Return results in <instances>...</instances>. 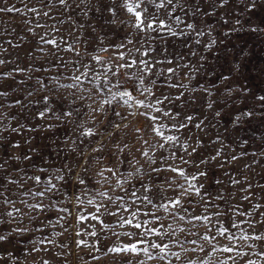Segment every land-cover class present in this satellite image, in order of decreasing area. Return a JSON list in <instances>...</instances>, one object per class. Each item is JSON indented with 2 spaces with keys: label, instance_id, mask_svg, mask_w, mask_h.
<instances>
[{
  "label": "rangeland",
  "instance_id": "obj_1",
  "mask_svg": "<svg viewBox=\"0 0 264 264\" xmlns=\"http://www.w3.org/2000/svg\"><path fill=\"white\" fill-rule=\"evenodd\" d=\"M90 2L91 4H96L97 0H90ZM70 3H73V5L78 4L79 0H70ZM174 6L175 10L172 12V16H168L161 9V18L165 19L176 32L183 31L185 35L170 37L166 31L161 33L162 36L167 38V55L172 63L158 64L157 68L166 69L179 65L177 74L172 76L169 82L183 83L188 88L185 90L161 86L154 88L153 91H155L157 96L166 94L173 97L184 91V98L176 101V106L172 109L174 112L179 111L181 113L177 122L182 121L186 114L194 115L197 118L207 116L208 119L205 123L210 126L206 128L205 132H200L198 129L190 127L187 130L165 129V134L176 135L181 140L191 136L190 143H194L197 137L202 140L204 147L199 149L198 155L185 157L193 160L213 154L217 145H209V140L220 136L225 144L224 154H235L240 158L225 164L223 169L216 166L219 161L213 162L207 167L200 165V170L207 171L208 176L206 178L200 177L196 183H203L205 186L204 190L211 197H215L217 193L223 194L224 201L213 200V203L220 205L221 210L226 211V203L240 204L243 210H248L250 207L249 203L240 200L242 195L240 189L247 187L249 183L253 185L252 192L255 194L253 201H258L264 205V188L258 187L259 185H264V101L257 99L259 96H264V7L248 11L239 3V0H229V3L223 7L220 6V0H198V8L197 0H179V5H177V0H173V5H170L169 9L171 10ZM32 7L41 8V15L36 16L29 12L28 9ZM0 8L20 10L0 12V59L6 61L5 64L0 65V73H12L10 77H0V93H6V95H0V105H2L0 113L5 114L4 119L0 121V127L9 128L8 131L3 132L5 138L0 140V154L10 153L21 157L27 154L31 157L29 160L21 159L14 164L10 161L6 165L8 171L12 174V178L18 176V173L13 168L23 169L29 176L33 174L42 175L39 169L47 168L49 169L48 175L52 176L55 169L62 168L67 163L72 171L59 173L66 177L67 191L71 192L77 174L88 181L90 187L94 188L96 184L93 176L100 165L90 163L89 171L85 173L83 168L78 166L80 158L70 151L72 142L75 141L77 152L83 151L85 155L91 153L93 147L103 143L105 145L103 153H96V155H103V166L105 167H114L118 160H123V155L119 158L108 155L113 150V145L119 142L121 145L128 144L125 154H130L129 159L134 158L139 161L138 165L135 162L132 165L122 164L120 172L126 175L127 172H135V169L142 165L141 173L133 177L130 184L139 187L138 180H145L152 184L153 192H156V186L162 185L163 181L148 179L146 173L150 169L147 158L142 157L138 149L149 150V153L152 154L153 150L149 148V145L154 144L159 138L150 132L149 121L144 116L130 114L131 112L145 110L121 106V104L114 101L111 106L104 105L107 119L98 116L97 120L93 121L90 119L91 110L87 107L88 104H91L92 107H97L100 101L108 96L107 89L112 88V91H116L117 89L113 88L112 85L116 83L117 77H112L111 72H108L107 68H102L94 61H90V58L85 54V48L87 47L88 51H92L91 45L93 43L100 44L101 47H106L113 43H121L129 32H133L132 39L135 41L137 37L131 25L119 22L110 24L107 22L109 15L106 11L102 10L98 14L93 11H87L85 6L73 7L67 10H63L61 6H55L51 9L49 16L45 17L42 13L43 11H48V9L43 8L39 0H0ZM85 11H87V15H85ZM192 13H195V16ZM177 16L180 17L179 21L175 20ZM117 19L127 20L129 17L126 13L120 11ZM236 20H239L240 23L236 24ZM188 23H193L195 29H188L186 27ZM92 27L95 28L94 33L91 31ZM254 27L259 30L253 32L251 29ZM29 28L33 29V31L30 32ZM54 28L58 29V31H53ZM200 31L204 35L197 36L196 32ZM45 33L48 34L46 38L54 37L57 39L58 43H60V49H56L52 45L40 44L39 37ZM96 35L102 36L104 38L103 41H96ZM76 36L80 37L81 40L87 39L89 41L87 46L83 43L74 44V47L80 52L79 56L72 51L64 50L66 45L60 41V38L64 37L67 43H73V37ZM152 36L156 37V39L150 42L145 40L144 46L147 47L151 43L159 49L165 42L161 41L155 32L152 33ZM211 40H215L216 43L211 49H206L205 45ZM8 41H11V43H8ZM139 46V44H134L129 45V48ZM38 47H43L44 51H37ZM4 49L7 51H4ZM191 51H195L196 56L189 55ZM98 54L104 56L107 61H111V50ZM159 59H164V57L159 56ZM75 61H79V63L76 64L74 63ZM86 64H90L91 70L84 67ZM184 64H190V68L183 67ZM18 68L25 69V71H16ZM77 68H79V72L76 71ZM80 72L87 74V79L81 80L80 87L66 89L58 86L60 84L74 83L71 77L74 74L79 75ZM105 73L111 79V83L105 79ZM223 76H227L229 79L221 80ZM38 78L40 82H38ZM118 79L121 82V88L127 87L131 89V83L125 80L122 74ZM41 82L46 85V88H41ZM145 83H147V79ZM157 83L163 85L165 81L160 79ZM201 85L210 89L213 93L211 99L217 101L211 110L206 107L205 94L200 87ZM194 87L198 90L189 97L188 92ZM226 87L233 89L230 95L225 92ZM240 89H250V91L241 93ZM70 93L75 95H70ZM133 95L138 99H144L143 96H140L135 91ZM45 96L50 97V99L45 101L43 99ZM79 96H84L87 99L84 101L77 100L75 104L68 103V101ZM151 99L152 97H149V100ZM17 101L20 103H17ZM46 106L51 108L53 112L47 113L45 118H40L37 114L40 111H44ZM113 109L120 112L125 119L122 120L121 117L113 115ZM245 109L252 111L253 116L250 118L242 116L239 126H236L233 123L234 117ZM69 110L73 111L70 123L61 115L62 112ZM76 110H79V115ZM216 111L221 113L219 117L213 116ZM57 115H61V118L56 119ZM109 120L113 124H120L121 127L116 129L109 126ZM50 124L54 125V127L49 128ZM78 124H82L83 128L77 127ZM125 124L128 125V128H124ZM11 128H19L20 131L12 132ZM87 128H95L98 135L95 137L80 135V132ZM134 128L142 130V139H137L136 134L132 131ZM143 141L148 143L144 144ZM16 142L20 145L18 149L11 147ZM166 148H170L171 152H176L177 157L182 154L179 145H166ZM168 154L156 149V165L153 166H159L162 163L160 156ZM167 163L180 165L186 168L189 174H195L196 172L192 165L180 164L179 159H169ZM105 175H108V173H105ZM167 175L171 176L172 173ZM229 177L239 180L240 184L232 185ZM216 181H221V183L217 184ZM53 182L55 183L56 181L53 180ZM177 182L183 183V180L181 179ZM20 183L24 185L25 189L35 188V190H39L38 187L33 186L30 180L21 179ZM112 183H115L114 179ZM129 186V184L124 185L125 188ZM106 188H109L108 184L100 186V190ZM20 191L17 185H9L7 194L11 199L17 200L24 198L19 195ZM230 193H235V195L232 196ZM109 194L114 197L125 195L126 199L123 203H131V200L127 198V194L120 189L109 190ZM137 194L139 195L140 193L138 192ZM174 195L175 193L170 190L165 191L159 196H153V203H159L163 197H172ZM27 199L29 203L36 202L34 198L27 197ZM164 202H167V200L165 199ZM44 203H49V201L45 199ZM120 203L119 201L116 202V204ZM116 204L111 205L112 211L116 210ZM184 204L188 208L187 213L182 209H175L174 211L179 215L187 216L189 219L186 221L173 220L172 216L165 213L162 209L156 212V215L162 217L161 223L164 225L165 231L168 230V226L171 224L172 228L183 227L190 233L203 234L208 231L209 235H211L215 233L217 228L228 226L227 217L221 218L222 223H217L215 226L209 225L208 228L201 226L202 222H189L191 217L202 213V208L198 205L189 206L187 201ZM60 206L68 207L71 210L72 215L67 217V223L73 225L76 224L75 214L78 210L82 211L87 208L88 212L95 211L94 207L87 205L73 208L72 204L67 201L62 202ZM17 207H20L25 212L29 211L22 204L18 203ZM140 207L141 220L145 219L143 216L144 212L155 210L146 205H141ZM214 210L209 209L210 212ZM259 211L264 212V208ZM123 214L127 215V213ZM32 215L37 214L33 212ZM57 215L58 213L51 211L47 214V217L41 214L37 220L31 222L28 217H25L24 223L19 226L34 229L37 226H43V221L46 218L55 222ZM147 218L151 219V217ZM102 219L106 223L114 222L113 217L104 216ZM212 219L215 221L216 217ZM235 219L240 221L252 218L236 216ZM255 219H260L259 213L255 215ZM90 223H95V230L100 232V224L91 220L79 224L78 227L83 229ZM193 223L196 227L192 226ZM15 226L17 225L13 223L0 224V234L10 232ZM240 229H247V225L240 224ZM256 230L258 232L264 231V224H258ZM52 231H63V228L58 225L55 229L46 228L43 233L33 231L23 235L12 232L9 241L0 242V254H3L4 257L0 259V264H9L8 252L12 253L11 264H40L41 258L50 261V264H128L129 260L132 261V264H136V258L132 257L131 254L101 255L107 247L113 246L114 242L122 245L135 239L125 235L117 238L113 235V232L132 231L127 226L125 228L115 227L101 233L99 243L101 251L100 253H95L96 255H101L99 260H92L89 256V249L78 248L74 243L76 239H88L89 242H92L95 238L84 235L76 237L74 235L75 228H69L68 231L64 232L63 236L59 237L51 236ZM232 231L236 232L237 235L240 234L237 229H232ZM186 234L177 232L175 238L179 239L185 248L194 247V245L185 241ZM46 237L56 240L57 245L67 243V249L47 245L49 251L32 252V241ZM148 239L155 243L168 242V237L166 236L158 237L152 235ZM192 239L198 241L195 247L203 245L205 252H181L182 259L180 260H176L171 256L162 260L156 257L155 253L157 250L150 249L154 259L147 260L144 256H141L140 259H144L145 264H168L169 261H171V264H186V260L183 257H199L203 258L204 264H218L219 259L229 255L219 251L212 253L211 245L206 244L200 236L188 234L187 240L190 241ZM228 243L226 240H219L220 245ZM36 246L45 247L42 244H37ZM170 248L172 251H181L175 245L170 244ZM256 251H259V248L253 249L254 253ZM58 253H64V255H58ZM251 258L253 260L261 259L255 254ZM238 264H244V261L240 260Z\"/></svg>",
  "mask_w": 264,
  "mask_h": 264
},
{
  "label": "snow or ice",
  "instance_id": "obj_2",
  "mask_svg": "<svg viewBox=\"0 0 264 264\" xmlns=\"http://www.w3.org/2000/svg\"><path fill=\"white\" fill-rule=\"evenodd\" d=\"M40 5L43 8H47L48 11H43V16L48 17L51 9L55 6H61L63 10H67L73 7L85 6L87 11H93L96 13H101V11H106L109 15L108 23L116 24L121 23L125 25H131L137 39L134 41L132 39L133 32L127 33L124 41L121 43H113L106 47H101L100 44L93 43L91 45L92 51H88L87 47L85 48V54L90 58V61H94L96 64L100 65L102 68H107L108 72H111L112 77H117L116 83L112 85L113 88H116V91H112V88L107 89L108 96L100 101L97 107H92L91 104H88L87 107L91 110L90 119L96 121L98 116H102L103 119H107V112L104 109V105L111 106L114 101L121 104V106H128L133 109H144L145 111L140 112H131V115H142L146 120L149 121V130L159 139L155 141L154 144L149 145L151 148L152 154L149 153V150L138 149L142 157L147 158V163L149 165V172L146 173L149 180L157 179L162 180V185L156 186V192H153V186L151 183L146 182L145 180H138L139 187L136 185H131L130 181L133 177L138 176L141 173L143 166L137 167L135 172L121 173L120 166L124 163L132 165L139 164L138 160L134 158L129 159L130 154H125V149L128 148V144L125 143L121 145L117 142L113 145V150L108 153L109 156L119 158L123 155V160H118L117 164L114 167H105L103 166V155H96V153H103L105 145L100 143L97 147L91 149V153L85 155V152H77V145L75 141L72 142L71 152L75 153L80 158V163L78 166L83 168V171L87 173L89 171L90 163L100 165L96 172L94 173L93 179L95 180L96 187L92 188L89 186V182L77 174L75 183L72 185L71 192L67 191V185L65 184L66 177L63 174L64 171L71 172L72 169L67 163L63 165L62 168L55 169L54 175L49 176V169L41 168L39 169L42 175L33 174L29 176L27 172L23 169L13 168L14 171L18 173L16 178H12L11 172L8 171L6 165L9 162L23 160H29L31 157L27 154H24L22 157L20 155H12L10 153L0 154V224L4 223H13L17 226L13 227L10 232L5 234H0V242L9 241L12 232L17 233L18 235H23L29 232H41L43 233L46 228L55 229L58 225L63 228V231H52L51 236L59 237L63 236L65 231H68L69 228H75L76 231L74 235L80 237L84 235L86 237L95 238L92 242H89L88 239H76L74 241L75 245L80 248L89 249V256L92 260H99L101 255H120V254H131L132 257L136 258V264H145L144 259H140L141 256L147 258V260L154 259L152 251L150 249L157 250L155 255L160 259H166L171 256L176 260L182 259L181 252H205L203 245H199L198 241L195 239L187 240V235H198L200 238L208 245H211L212 253L217 251L226 253L225 257L218 260V264H238V261L243 260L244 264H264V231L258 232L256 226L258 224H264V212H260L261 208H264V205L260 204L258 201H253V196L255 195L252 192L253 185L249 183L247 187L241 188L240 196L241 201H247L250 205L248 210H243L240 204L226 203V211L221 210L220 205L213 203V200L224 201V196L221 193H217L215 197H211L205 189L203 183L197 184L196 182L200 177H207V171H201L200 165L208 166L213 162L219 161L216 165L218 168L223 169L225 164H229L232 161L238 160V157L235 154L227 155L224 154L225 144L223 139L220 136L215 137L214 139L209 140V145H217L214 149V153L206 157H201L199 159H186L185 157H193L198 155L199 149L204 147V143L198 137L194 143H190L191 136L187 137L184 140H181L180 137L172 134H165V129H189L195 128L200 132H205L206 128L210 125L206 124L208 117L203 116L197 118L194 115H184L183 120L177 122L178 117L181 116L179 111H173L172 109L176 106V101H180L185 96V92L181 91L179 95L175 97L171 95H162L157 96L154 88L157 87H168V88H179L187 90L188 86L183 83H170L171 77L177 74V68L180 67H168L166 69L157 68L158 64H171L172 61L168 58L166 40L167 38L162 36V32H167L170 37L182 36L185 35L183 31L176 32L165 19L161 18L160 10L163 9L168 16H172V12L175 10V6L170 10L169 6L173 5V0H97L96 4H91L90 0H79L78 4L73 5L70 3V0H39ZM229 0H220V6L228 4ZM239 3L243 5L248 11H254L258 7H264V0H239ZM177 5H179V0H177ZM27 7V5H25ZM198 8V0H197ZM11 12V11H20L19 9L14 8H0V12ZM29 12L33 13L36 16L41 15V8L32 7L28 9ZM85 11V15H87ZM122 11L126 13L129 17L127 20H118V13ZM195 16V13H192ZM54 19V17H53ZM175 20L179 21L180 17H175ZM236 24H239L240 21L236 20ZM39 26V25H38ZM83 27V25H81ZM186 27L190 30L195 29L193 23H188ZM253 32L259 30L258 28H252ZM29 31L33 29L29 28ZM53 31H58V29H53ZM91 31L94 33L95 28L92 27ZM155 32L156 36L160 38L161 41L165 43L161 45L159 49L154 47L151 43L144 46V41H152L156 37L152 36V33ZM197 36L204 35L202 31L196 32ZM47 33L39 37V42L42 45H52L56 49H60V43H58L56 38H46ZM103 37L96 35V41H103ZM60 41L65 43L66 47L64 50L72 51L77 56L80 55L78 49L74 47L75 43H83L88 45L89 41L87 39L81 40L80 37H73V43H67L64 40V37L60 38ZM11 43V41H8ZM199 43V41H197ZM215 40L209 41L206 45V49H211ZM139 44V47L129 48V45ZM18 46V45H17ZM143 49V50H142ZM37 51L43 52V47H38ZM111 50L112 58L111 61H107L106 58L98 53L108 52ZM4 51H7L4 49ZM156 54V55H153ZM191 56H196L195 51L189 53ZM159 56H163L164 59H159ZM139 57V58H137ZM182 59V57H180ZM203 59V57H201ZM4 59H0V65L5 64ZM74 63L78 64L79 61ZM86 69L91 70L90 64L84 65ZM183 67L190 68V64H184ZM16 71H25V69H16ZM39 71V69H37ZM79 72V68L76 69ZM123 75V78L131 83V89L127 87L121 88V82L118 79L120 75ZM12 76L11 72L0 73V77H10ZM71 79L74 81L72 84H60L59 87L70 89L80 87V82L82 79H87V74L80 72L79 75H73ZM105 79L111 83V79L105 73ZM147 79V83L145 80ZM163 79L165 83L159 85L158 80ZM229 77L223 76L221 80H227ZM38 82L39 78H38ZM204 92V101L208 110H211L214 105L217 103L216 100L211 99L213 93L210 89L205 88L203 85L200 86ZM41 88H46L41 82ZM198 89L195 87L188 92V96L191 97ZM139 93L140 96H143L144 99H138L133 92ZM232 88H225V92L229 95L232 93ZM241 93L249 92L250 89H240ZM0 95H6V93H0ZM31 95V93H29ZM70 95H75L70 93ZM149 97H152L149 100ZM45 101H48L50 97H43ZM87 99L84 96L75 97L73 100L68 101L70 104H75L77 100L84 101ZM258 100L264 101V96L257 97ZM187 102V101H185ZM17 103H20L17 101ZM2 107V105H0ZM79 115V110H76ZM53 112L49 107H45L44 111H40L37 115L40 118H45L47 113ZM55 115V113H53ZM65 120L69 123L71 122V117L73 116V111H64L61 114ZM61 115H57L56 119H60ZM113 115L125 119L121 116V113L113 109ZM221 113L216 111L213 113L214 117H219ZM5 114L0 113V121L4 119ZM252 117L253 112L248 110H241V112L236 115L233 119V123L236 126H239L241 117ZM195 121V122H194ZM103 122V120H101ZM108 125L119 129L120 124H113L111 120L108 121ZM23 127V126H21ZM54 127V125H49V128ZM77 127L83 128L82 124H78ZM124 128H128V125L125 124ZM8 127H0V140H3V132L8 131ZM12 132H19V128H11ZM132 131L136 134L137 139H142V130L140 128H134ZM80 135L95 137L98 135L95 128L83 129L80 132ZM111 135V134H109ZM144 144H147V141H143ZM246 143V141H245ZM168 146L179 145L182 154L177 157L176 152H171ZM12 148H19L20 145L18 142L11 145ZM159 149L163 152L169 153L168 155H161L160 160L162 163L159 166L156 165L155 150ZM191 149V150H189ZM169 159H179L180 164L182 165H192L196 172L195 174H189L187 169L181 167L180 165H174L167 163ZM247 167V165H246ZM108 173V175H105ZM172 173L171 176L167 175ZM227 174V173H226ZM98 178V179H97ZM21 179L25 181H32L33 186L38 187L39 190L35 188L25 189L24 185L20 183ZM115 180V183H112V180ZM183 180V183H178V180ZM53 180L56 182L54 183ZM229 181L232 185H239L240 181L232 179L229 177ZM217 184H220L221 181H216ZM108 184L109 188L100 190V186ZM129 184L128 188H125L124 185ZM9 185H17L21 190L19 195L21 199H11L7 194ZM166 186V187H165ZM258 187L264 188V185H259ZM120 189L123 193L127 194V198L131 200V203L124 204L126 197L125 195L112 196L109 194V190ZM172 191L175 193L172 197H163L159 203H153V196H159L165 191ZM140 193L139 195L137 193ZM234 196L235 193H230ZM27 197L34 198L35 203H29ZM45 199L49 203H44ZM167 202H164V200ZM64 201H67L72 204L73 208H80L83 205L91 206L95 208V211L88 212L87 208H84L82 211L76 212V224L67 223V217L72 215L71 210L68 207H61L60 204ZM107 201V203H105ZM121 202L116 204V202ZM187 201L189 206L198 205L202 208V213L191 217V221L202 222L201 226L208 228L209 225L215 226L217 223H222L223 217H227L228 226L217 228L215 233L209 235L208 231L203 234L200 233H190L188 230L183 227L172 228V225L169 224L168 230H164V225L161 223L162 217L156 215V212L163 210L165 213L172 216L173 220L179 219L181 221H186L189 218L185 215H179L175 209H182L187 213L188 208L185 207L184 202ZM24 205L29 211L25 212L20 207H17V204ZM116 204V210L112 211L111 205ZM141 205L150 206L155 209L154 211L144 212L143 216L145 219L141 220ZM209 209H215L214 211H209ZM103 210V211H102ZM51 211H55L58 215L55 218V222L52 219L46 218L43 221V226H37L34 229L29 227H21L24 223L25 217H28L29 221H35L39 218L41 214L47 217V214ZM35 212L37 215H32ZM123 213H127L125 216ZM259 213L260 219H255V215ZM108 216L113 217V223H106L102 217ZM236 216L241 217H251L252 219H242L237 221ZM147 217H151L148 219ZM213 217H216V220L213 221ZM95 221L101 226L100 232L95 230L96 224L90 223L83 229L78 227L79 224L85 223L87 221ZM67 226L65 227V224ZM158 226H150V225ZM240 224H246L247 229H240ZM132 229V231L125 232H113V235L117 238L121 235L133 237L130 243L118 244L113 243V246L107 247L101 255H96L95 253H100V238L101 233H104L105 230H109L115 227ZM193 227L196 225L193 223ZM91 229V230H89ZM232 229H237L239 235L236 232H233ZM177 232L187 233L185 235V241L194 245L192 248H185L184 244L176 237ZM158 236V237H168V242L155 243L151 242L149 236ZM138 237V238H137ZM106 238V237H105ZM223 239L228 241V244L220 245L219 240ZM251 242V243H250ZM33 248L32 252L40 251H49L47 245L58 246L63 249H67V243L57 245L56 240L51 238H44L32 241ZM37 244L45 245L44 248L37 247ZM171 245H175L181 249V251H172L170 248ZM259 248V251L253 252V249ZM247 249V250H245ZM261 258L260 260H253L251 257L253 255ZM58 255H64V253H58ZM7 257L9 264L12 261V253L8 252ZM3 254H0V259H3ZM186 260V264H204L203 258H189L183 257ZM40 264H50V261L41 258ZM128 264H132V261L129 260ZM171 264V261L168 262Z\"/></svg>",
  "mask_w": 264,
  "mask_h": 264
}]
</instances>
